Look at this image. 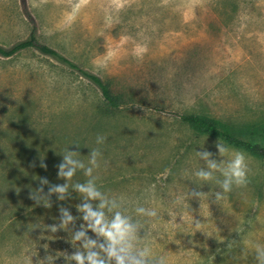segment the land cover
Listing matches in <instances>:
<instances>
[{
    "label": "rangeland",
    "instance_id": "374dc122",
    "mask_svg": "<svg viewBox=\"0 0 264 264\" xmlns=\"http://www.w3.org/2000/svg\"><path fill=\"white\" fill-rule=\"evenodd\" d=\"M33 31L111 81L127 102L110 107L99 86L37 48L0 54V264H39L49 254L59 256L55 264H76L64 255L82 244L70 241L87 223L77 209L83 197L70 187L63 201L53 194L45 207L30 193L40 178L49 181L45 194L67 182L58 175L66 150L79 151L87 166L91 149L101 153L97 187L123 197L120 210L143 224L153 255L169 264H257L264 156L200 134L181 115L264 122V0H0L1 44ZM219 139L246 154L249 171L246 186L233 185L217 201L223 176L203 181L195 173L206 167L198 151L230 159L218 155ZM254 140L264 144V135ZM88 179L77 170L68 183ZM61 207L76 220L53 233L47 226L60 224Z\"/></svg>",
    "mask_w": 264,
    "mask_h": 264
},
{
    "label": "clouds",
    "instance_id": "9594fccd",
    "mask_svg": "<svg viewBox=\"0 0 264 264\" xmlns=\"http://www.w3.org/2000/svg\"><path fill=\"white\" fill-rule=\"evenodd\" d=\"M105 139L103 136H98L97 143H103ZM215 147L218 149L220 157L230 154V159L227 161L217 160L214 158L215 154L208 150L198 151L197 155L205 162L206 167L199 169L195 175L203 181L213 180L214 174L217 172L223 176V179L218 181L222 192L215 193L216 200L220 201L224 199L225 193L232 191L233 185L238 187L247 185L249 169L247 156L243 151L229 149L220 139L215 143ZM78 153L79 151L66 150L62 154L63 163L58 165V175L59 178L67 181L66 183L50 185L48 193L45 194L43 185H48L49 181L47 178H40L41 187L30 193V199L45 207H51L50 197L53 194H58V199L63 201L70 187L83 197L85 202L77 205V209L83 214V219L87 223L81 225V230L75 232L70 241L73 246L78 241H81L82 244L70 256L66 253L64 258L68 261H75L76 264H169L167 256L153 255L151 247L144 243L140 234L143 224L134 221L131 216L120 210L123 205V197L119 200L115 197L109 198L97 187V177L93 175V172L95 168L99 167L100 151L91 149L87 166L84 161L77 158ZM40 166L47 169V164L43 162V159H41ZM77 170H83L89 179L84 183L70 185L68 181L72 180ZM193 196L200 198L202 193L193 190ZM94 201L99 202L95 207L92 203ZM135 211L137 214L148 217L157 216L154 209L137 207ZM60 213V224L47 226V229L53 233L61 228L66 230L76 220V217L64 207L60 208ZM89 230L95 233L97 239H93L87 234ZM100 238L103 242H100ZM142 243L144 246H140ZM255 252L257 264H264V246L256 245ZM58 257L49 254L39 260V264H55Z\"/></svg>",
    "mask_w": 264,
    "mask_h": 264
},
{
    "label": "trees",
    "instance_id": "16d2710c",
    "mask_svg": "<svg viewBox=\"0 0 264 264\" xmlns=\"http://www.w3.org/2000/svg\"><path fill=\"white\" fill-rule=\"evenodd\" d=\"M30 47L37 48L41 52L60 59L77 69L82 75L99 86L110 107L119 108L127 102L126 95L116 91L111 81H107L99 74L81 66L50 44L42 42L35 31L26 39L18 41L11 46L0 43V54L11 56L20 50ZM181 117L183 121L200 134L219 136L231 145L244 148L258 156H264V144L254 140V137L264 135V122L237 126L222 118L197 112L184 113Z\"/></svg>",
    "mask_w": 264,
    "mask_h": 264
}]
</instances>
